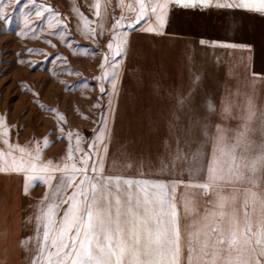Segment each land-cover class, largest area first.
I'll return each mask as SVG.
<instances>
[{
  "label": "snow or ice",
  "instance_id": "snow-or-ice-1",
  "mask_svg": "<svg viewBox=\"0 0 264 264\" xmlns=\"http://www.w3.org/2000/svg\"><path fill=\"white\" fill-rule=\"evenodd\" d=\"M171 3L172 0H138L134 21L125 22L123 14L115 20L112 39L108 41L111 61L105 55L111 72L106 69L100 77L111 82L113 95H116L120 69L117 57L126 55L129 43L124 29L154 17L155 22L147 30L162 31ZM175 3L264 14V0H215V4L213 0H175ZM96 7L99 16V3ZM78 11L85 30L96 35V29L90 27L94 22ZM54 16L55 23L65 26L60 14L54 13ZM52 26L50 20L48 27ZM8 29L3 27L0 31ZM53 34L64 36L62 31ZM63 42L69 44L70 38ZM47 43L53 44L51 40ZM29 51L43 52L44 49ZM89 51L84 49L85 54ZM49 55L63 59V54L58 52ZM65 70L79 72L70 64ZM25 90L39 96L30 86ZM100 91L108 90L101 86ZM39 103L41 108L57 113L59 138L69 140L62 164L44 158L43 148L53 142L48 135L43 138V147L37 143L34 149L11 143L10 126L6 125V117L0 115V137L7 146V151L0 148V173L22 174L26 194L37 179L49 189L37 201L39 212L35 220L42 227V241L31 264H264V143L258 150L254 147L246 121L241 127L229 130L220 124L210 125L204 117L187 116L183 109L190 104V99L182 95L176 111L169 114V130L177 145L174 159L186 161L190 173H199V180H177L170 184L166 180L105 174L110 139L108 121L110 118L114 121L115 114L111 98L107 101V112L101 113V126L95 130L88 151L81 147L84 137L79 132L65 134L60 127L66 122L65 113ZM213 108L209 103V109ZM230 110L226 103L223 111ZM196 130L198 137L194 135ZM117 163L113 159L112 167H117ZM180 183L186 188L191 184L202 190L207 202L198 227L188 232L187 237L181 227V210L173 195L175 185ZM258 183L259 191L256 190ZM196 211L195 202L190 204L185 198L184 214Z\"/></svg>",
  "mask_w": 264,
  "mask_h": 264
},
{
  "label": "rangeland",
  "instance_id": "rangeland-1",
  "mask_svg": "<svg viewBox=\"0 0 264 264\" xmlns=\"http://www.w3.org/2000/svg\"><path fill=\"white\" fill-rule=\"evenodd\" d=\"M97 3L100 6L99 16L96 15ZM78 10L94 22L90 27L96 29V35H90L85 30ZM137 11L138 0H0V29L9 27L7 31H0V115L6 117V125L10 126L8 138L11 143L34 149L37 143L43 147V138L48 135L53 142L43 148L44 158L62 164L69 140L59 138L61 132L57 127V113L41 108L39 102L65 113L66 122L60 127H63L65 134L69 131L79 132L84 137L81 147L88 151L95 130L101 126V113L108 110L109 98L115 110L114 121L111 118L108 121L111 139L117 109L120 120L116 125L119 131L122 129L121 119H126V126L127 117L131 116L130 106L135 100L163 97L157 91L158 79H153L157 69H151V61L155 47L160 51L168 44L162 38H151L154 33L147 29L155 22L154 17L134 23L131 29H124L128 32L129 43L126 55L117 57L120 69L116 95L111 92V82L107 78L100 79L106 69L111 72L105 63V55L111 61L108 41L112 39L115 20L123 14L125 22L134 21ZM54 13L60 14L65 26L55 23ZM50 20L53 21L51 28L48 27ZM245 20L242 9L191 7L172 0L160 33L172 32V37L190 33L208 37L217 33L225 35L232 26L243 28ZM56 31L64 32V36L54 35ZM65 38H70L69 44L63 42ZM49 40L53 42L52 45L47 43ZM33 48L44 51H29ZM84 49L91 51L85 54ZM57 52L63 54V59L49 55ZM163 56L162 53L157 56L161 71L164 67ZM179 57H183L182 53L174 60ZM178 61L184 63L182 58ZM69 64L72 69L79 70L78 74L65 70ZM163 74L159 71L160 84L166 80ZM69 85L73 86L70 88ZM29 86L39 92V96L25 90ZM101 86L108 91L101 93ZM118 98H121L119 108ZM25 110L26 114H23ZM72 144L75 145V135ZM0 148L7 151L2 137ZM79 155L77 152V159ZM24 183L22 174L0 173V264H31L40 250L42 227L35 220L39 212L37 201L49 189L47 184L37 179L26 194Z\"/></svg>",
  "mask_w": 264,
  "mask_h": 264
},
{
  "label": "crops",
  "instance_id": "crops-1",
  "mask_svg": "<svg viewBox=\"0 0 264 264\" xmlns=\"http://www.w3.org/2000/svg\"><path fill=\"white\" fill-rule=\"evenodd\" d=\"M242 12L247 19L243 28L232 26L225 35L151 34L154 40L162 38L168 44L160 51L155 47L151 61V69H157L153 79H158L157 91L163 97L135 98L130 106L131 116L127 117L131 121L128 119L125 126L126 119H121L119 131L117 109L105 162L106 175L166 180L170 184L177 180H199V173H190L186 161L174 159L177 145L169 130V114L176 111L182 95L190 99V104L183 109L187 116L204 117L210 125L220 124L229 130L241 127L246 121L254 147L258 150L264 143V14L243 9ZM156 51L164 55L162 71L160 59L157 61L160 54ZM181 53L183 57L177 59L182 58L184 63L174 60ZM159 71L164 73V84L159 83ZM209 103L214 105L211 110ZM226 103L231 108L227 113L223 111ZM194 135L198 137L199 131ZM113 159L118 162L115 168ZM260 179L258 174L257 180ZM175 188L173 195L178 201L181 227L187 237L188 232L198 227L207 202L202 190L191 184L186 188L180 183ZM256 190H260L259 183ZM185 198L190 204L195 202L196 212L184 214Z\"/></svg>",
  "mask_w": 264,
  "mask_h": 264
}]
</instances>
